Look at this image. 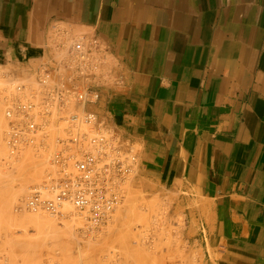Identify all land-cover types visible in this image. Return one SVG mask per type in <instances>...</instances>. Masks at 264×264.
Returning a JSON list of instances; mask_svg holds the SVG:
<instances>
[{
	"label": "crops",
	"instance_id": "obj_1",
	"mask_svg": "<svg viewBox=\"0 0 264 264\" xmlns=\"http://www.w3.org/2000/svg\"><path fill=\"white\" fill-rule=\"evenodd\" d=\"M67 32L100 39L91 108L205 264H264V0H0V64L34 77Z\"/></svg>",
	"mask_w": 264,
	"mask_h": 264
},
{
	"label": "rangeland",
	"instance_id": "obj_2",
	"mask_svg": "<svg viewBox=\"0 0 264 264\" xmlns=\"http://www.w3.org/2000/svg\"><path fill=\"white\" fill-rule=\"evenodd\" d=\"M68 33L69 40L80 34ZM97 52V73L101 74L104 65ZM20 71L0 64V95H9V87L13 89L19 82H33L28 70ZM91 106L76 107L71 101L62 110H55L44 118L43 130L37 132L34 142L23 143L15 154L3 144L5 119L0 110V264H205L202 247L195 244L185 220L184 198L141 180L136 156L129 172L114 181L113 189L120 197L118 205L98 226L90 225L70 204H65L63 215L23 207L27 194L55 172L50 161L58 148L57 139L67 135L64 119L72 112H95ZM124 141L137 155L136 146ZM40 213L47 218L49 215L48 226L33 220Z\"/></svg>",
	"mask_w": 264,
	"mask_h": 264
},
{
	"label": "built area",
	"instance_id": "obj_3",
	"mask_svg": "<svg viewBox=\"0 0 264 264\" xmlns=\"http://www.w3.org/2000/svg\"><path fill=\"white\" fill-rule=\"evenodd\" d=\"M75 47L79 48L80 43H77ZM46 67L43 68L41 75L35 76L36 82L33 83L38 87L34 91L39 93L38 97L33 93L34 96L28 100L20 97L11 105L9 100L4 102L7 104L4 115L8 119L7 126L11 128L8 137L4 140L10 153H14L23 143L33 141L32 138H28L27 132L28 129L36 132L41 128L35 121L39 113L42 115L53 113L72 100L70 97L80 103H92L99 97L97 90L93 89L94 91L89 92L81 82L72 77V84L66 96L56 102V109L54 107L49 109L51 97L40 94L39 88L47 92L55 83H60L57 89L63 91L67 88L65 83L69 79L55 78L58 68ZM76 69L80 70V65H77ZM99 80L101 84H96L95 87L103 85L105 80L101 78L100 73ZM23 89V85L17 87L19 91ZM18 118L20 121L28 118L27 129H19L20 126L15 124V119ZM64 120L68 126L65 131L67 135L57 141L58 148L51 157V165L55 168V172L48 175L46 183L31 190L25 200V208L32 212L43 209L52 214H58L63 203L69 202L76 212L85 215L87 222L98 226L118 205L120 197L113 189L114 181L129 172L135 155L130 145L106 128L104 121L96 112L72 113ZM86 144H89L88 149L85 148ZM80 147L85 149L79 151L77 148ZM70 154H73L72 159H67ZM45 192H51L54 195L46 197L43 194Z\"/></svg>",
	"mask_w": 264,
	"mask_h": 264
},
{
	"label": "bare ground",
	"instance_id": "obj_4",
	"mask_svg": "<svg viewBox=\"0 0 264 264\" xmlns=\"http://www.w3.org/2000/svg\"><path fill=\"white\" fill-rule=\"evenodd\" d=\"M60 35H59L60 39L62 38V36H64V40H63V42L61 44L62 45L61 48L59 47V45L61 43V40L59 41L60 42L59 45H56L57 48H55L56 49L55 53L57 54V57L55 58V61L50 62L51 64L47 63V62H44L41 65L40 69L37 71V73L34 74L33 82H30L31 84L35 83L36 82L35 81V76L36 75H41L43 73V68H47L46 66H55V67L58 68L57 72L54 75L55 78L62 77L64 79L65 78L69 79V81H66V83H65L67 88L65 90H63V91H60L59 89H57L60 86V83H58V84L55 83L52 86L51 90H49L47 92H46V90L39 88L40 94H47L49 97H51V101L49 102V109L53 108V107H54V109H56V102L59 99L64 98L66 96V94L68 93L69 86L72 84V80H71L72 77L74 79H76L78 82H81V84L83 86H85V88H87V90L89 92L95 90V84H94V81H92L91 76H92V74H96L97 73V70H98V67H99L97 65V63H99V62L96 61V60H98V57H97V54L95 55V53L97 51H99L98 49L102 48V44L100 42V39L97 36H95V35H89L88 33L82 32V33L74 36L72 38L73 40L72 39L71 40L68 39V35H69L68 32L65 35H63V34H60ZM77 43H80V47L79 48L75 47V45ZM77 65H80V70L76 69ZM90 67H92L91 70H90ZM91 71H92V73L90 74ZM23 73H26V72L24 71ZM51 79H53V78H51ZM26 82H28V80ZM30 83L26 84L24 82H19L17 85L12 86L13 89H10V87H9V90H7L9 92V95H7V92H6V96L5 95L4 96L0 95L1 96L0 99H3L2 104L0 103L2 105V107H3V109H0L1 112L3 113V115H4V109L6 108V105H7V104H4V102H8V100H9V104L11 105V104L15 103L16 100H19L20 97H25L28 100V99H30V98H32L34 96L33 93L36 94L37 97H38L39 93L34 92L35 90H37L38 87L35 84L30 85ZM9 84H8V86H10ZM21 85L24 86V89L21 90V91L17 90V87L21 86ZM28 85H30V86H28ZM86 85H88V86H86ZM1 90H4V89H1ZM29 90H31V91H29ZM96 93L99 94L98 90L96 91ZM70 99H72V100H70L69 102H71V101L76 102V107H77V104H83V105L89 104V105H91L92 103H94V102H92V103H89V102L80 103V102H77L74 98L70 97ZM69 102H67V104H65L64 106L58 108V111L62 110V108L67 106L69 104ZM0 108H1V106H0ZM85 111L94 112L93 110H85ZM85 111H83V112H85ZM72 113H77V112H72ZM72 113H70V114H72ZM70 114L68 115V117L70 116ZM26 115L28 116V113ZM50 115H52V113L47 114V115H42V113H39L38 115H36L38 117L35 118V121L37 123V124L36 123L35 124L39 125L41 127L40 129H37L38 131L43 130V127L45 125V119L44 118L48 117ZM4 119H5V122H4L5 124L3 126L2 132H3V135H4L3 137L6 139V137H8V132H10L11 128L7 126L8 119L5 118V115H4ZM15 121H16L15 124H18L20 126L19 129H21V130L27 129V127H28V118L24 119L23 121H20V118H18V119H15ZM105 125H106V123H105ZM106 128L110 129L109 127H107V125H106ZM38 131L32 132V131H30L28 129L27 136H28V138H32L33 139V141H31L30 144H32L34 142V136L37 134ZM24 136L27 137L25 135V133H24ZM25 137H22V138L26 139ZM4 138H3V144H4V146H6ZM59 139H61V138H58L57 141ZM25 144L27 145L28 143H24V145ZM22 145H20V146H22ZM20 146H18V148ZM6 147H7V150H8L9 149L8 145ZM10 154H15V152L14 153H10ZM135 156L137 157L136 154H135ZM72 157H73V154H70L67 159H72ZM134 159H136V158L134 157ZM133 163H134V161H133ZM38 187H40V186H38ZM43 194L46 197H52L54 195L51 192H45ZM25 198H27V196ZM25 198H24V200H26ZM65 204H70L72 206L71 203L64 202L62 207H61V209H60V213H58V214H52L49 211H46V210H43V209H41V210L45 211V212H47V213H49L51 215H63V211L62 210H64V207L66 206ZM23 207L25 208V202H23ZM33 212H35V211H33ZM40 214L43 215L44 213H40ZM42 215L41 216L36 215V216H34L32 218L40 226H42V227L48 226V223H50V221L48 220L49 215H48V218H47V216H45L46 214L43 215V216ZM81 215H83L85 217L84 214H81ZM107 215H109V214H107ZM90 225H92V224H90Z\"/></svg>",
	"mask_w": 264,
	"mask_h": 264
}]
</instances>
